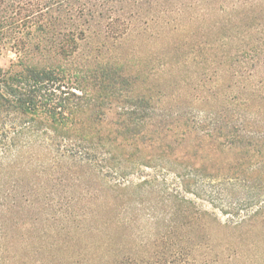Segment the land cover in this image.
<instances>
[{"label": "rangeland", "instance_id": "obj_1", "mask_svg": "<svg viewBox=\"0 0 264 264\" xmlns=\"http://www.w3.org/2000/svg\"><path fill=\"white\" fill-rule=\"evenodd\" d=\"M106 1H67L69 9L78 5V20L64 22L66 29H78L77 55L69 65L114 64L137 75L136 91L151 90L155 119L166 118L168 140L177 146L180 161L187 163L181 164L186 170L180 169L179 175L156 165L127 181L135 185L155 180L228 226L235 245L226 252L233 259L224 264H264V75L247 79L251 69L229 72L215 65L217 58L205 62L196 53L200 47L208 53L202 55H218L222 47L225 50L224 36L247 34L259 41L264 61V5L256 8L248 2L235 7L240 5L237 0H141L148 5L138 12L103 9V19L98 18V7ZM116 14L135 17L122 20L121 26H106L108 17ZM110 28L117 37L103 38ZM16 61L9 45L0 46V68ZM258 68L262 69L260 64ZM224 69L229 72L226 77ZM250 85L261 92L260 100L244 103ZM184 119L192 133L183 127ZM12 142H1L8 149L5 157L0 155V264H84L78 254H84L85 245L88 253L94 248L95 228L122 232L112 222L79 220L80 208H88L93 198L108 196L117 184L113 180H119L113 171L107 172L106 162L100 163L104 177L97 178L78 171L73 162H59L56 167L42 142L19 141L20 148L13 152ZM181 175L184 181L178 179ZM150 197L158 200L155 194ZM157 203L159 211L150 210L149 202L136 207L139 211L127 238L144 243L143 227L168 218L167 206ZM236 224L241 226L234 229ZM82 227L88 231L83 235ZM129 249L136 250L131 242Z\"/></svg>", "mask_w": 264, "mask_h": 264}, {"label": "trees", "instance_id": "obj_2", "mask_svg": "<svg viewBox=\"0 0 264 264\" xmlns=\"http://www.w3.org/2000/svg\"><path fill=\"white\" fill-rule=\"evenodd\" d=\"M67 1L0 0V46L9 45L17 55L16 63L7 69L0 68V155L5 157L8 149L1 142L13 141L12 152L17 151L19 141H29V145L42 142L56 167L59 162H73L78 171L91 172L97 178L104 177L105 168L119 177L113 180L117 184L111 186L108 196L93 198L88 208H80L78 212L82 224L112 222L122 230L117 233L112 228H95L94 248L88 253L85 245L84 254H78L84 264H224L231 261L233 258L226 252L233 249L235 240L227 234L228 226L176 191L159 187L155 180L135 185L127 181L130 175L135 173L141 177L139 173L156 165L170 167L179 175L180 169L186 170L187 163L180 161L177 146L168 140L171 136L166 118L156 116L155 119L156 100L151 90L136 91L137 75L107 63L93 68H71L69 64L77 55L78 29H66L64 22L78 20V5L69 9ZM237 1L240 5L235 7H244L248 2L256 8L264 5V0ZM144 5L148 2L107 0L99 5L97 16L103 19V9L114 13L117 9L127 14V10L138 12ZM116 15L108 17L106 26L117 23L121 26L135 17ZM116 34L110 28L103 38L114 39ZM223 42L225 50L222 47L216 50L218 55L208 57L202 55L208 54L206 51L197 47L199 59L202 56L207 62L217 58L215 65H223L229 72L235 68L236 72L251 69L247 79L264 75L263 50L257 39L247 34L227 35ZM259 64L262 69H256ZM225 71L224 77L229 75ZM229 88L227 84L226 89ZM249 88L244 103L249 99L260 100L261 92L255 85ZM188 122L184 119L183 127L192 133ZM101 162H106L105 168ZM183 163L185 166H181ZM178 179L184 181L183 175ZM153 194L158 200L152 201ZM160 201L168 208V218L143 227L144 243L136 244L133 238H127L131 234L126 231L139 211L136 207L149 202L150 210L159 211L157 202ZM234 226L236 229L241 224ZM85 232L88 231L82 227V235ZM216 235L220 237L216 239ZM130 242L136 250L130 251Z\"/></svg>", "mask_w": 264, "mask_h": 264}]
</instances>
